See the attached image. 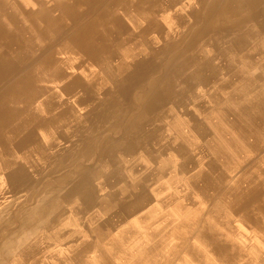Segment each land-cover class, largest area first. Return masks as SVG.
Returning <instances> with one entry per match:
<instances>
[{
  "label": "bare ground",
  "instance_id": "1",
  "mask_svg": "<svg viewBox=\"0 0 264 264\" xmlns=\"http://www.w3.org/2000/svg\"><path fill=\"white\" fill-rule=\"evenodd\" d=\"M71 1L0 0V174L10 193L24 184L29 189L0 209V264H26L39 249L46 252L39 264H264V169L258 163L264 140L254 144V132H264V73L256 72H264L256 67L264 63L258 60L264 40L250 41L264 20V0H185L163 17L155 8L165 7L164 0H103L96 8L97 0H78L90 2L84 12ZM94 9L97 17L84 22ZM124 16L137 24V34ZM140 42L149 55L133 54ZM67 47L82 54L77 67L67 69ZM205 47L215 57H205ZM120 48H131L129 56ZM243 52L254 76L233 71ZM222 64L229 70L225 81L218 75ZM47 77L55 87L41 85ZM61 95L75 98L78 108ZM171 104L213 149L191 154L183 140L163 139ZM216 110L235 111L254 130L241 133L233 118L226 121L228 141L255 155L236 175L221 165L228 161L226 145L214 143L225 140L217 133L210 138L198 118ZM120 115L128 118L120 121ZM107 128L111 137L103 136ZM233 151V157L240 152ZM140 152L155 163L164 157L180 162L172 173L184 180L188 207L181 218L158 225L154 204L167 207L173 196L157 181L161 169L141 166ZM77 158L83 163L75 165ZM42 165L48 168L37 180L33 168ZM122 166L135 170V187L120 179ZM193 190L204 208L189 199ZM150 233L137 249L135 241Z\"/></svg>",
  "mask_w": 264,
  "mask_h": 264
},
{
  "label": "rangeland",
  "instance_id": "2",
  "mask_svg": "<svg viewBox=\"0 0 264 264\" xmlns=\"http://www.w3.org/2000/svg\"><path fill=\"white\" fill-rule=\"evenodd\" d=\"M170 2V4H169ZM186 1L185 0H164L165 7L161 8V7H156L155 11L159 12V16L163 17L164 15H167V13L169 12L170 14H172L174 11H176L177 9H179V7L181 5H183ZM30 5V4H29ZM31 6V5H30ZM170 9V10H169ZM167 10V11H166ZM158 16V17H159ZM125 17V16H124ZM128 19L129 20V26L131 27L132 32H135V34H137V28L135 22L132 20L131 17H125V20ZM138 21L140 24L144 22L143 18H139ZM141 24V25H142ZM264 25V20L260 21L258 23V25L256 26V28L254 29V33H255V37L251 38V42L253 43V45H255L256 43H258L261 40H264V28H262V26ZM258 27V28H257ZM136 29V30H135ZM243 34L247 33V30L245 29L243 31ZM243 34H238L241 37H244ZM227 37V36H226ZM228 38V37H227ZM143 42L140 43H136L133 46V54L142 52L144 53V55L148 54V48H146L143 44ZM223 44V40H221V47ZM231 44V43H229ZM71 45V44H70ZM229 46V45H228ZM96 47V45H95ZM231 47V46H230ZM125 50H122L120 48V53H123L125 55V57L129 56L130 50L131 48H124ZM68 53L66 52V58L69 60L68 63H66L67 65V69H69L70 67H77L79 65V63L82 61V54L78 53L79 51L74 50L73 48H69L67 47ZM211 48H204V55L205 57H215L216 54L213 53V51ZM65 52V51H64ZM245 52L242 53V56H240V53H238V58H240L239 60H237V63L233 64V71L237 72V73H242L244 75H246V77L249 76H254L253 73H251L248 69L249 66L246 64H243L242 58H244ZM251 56L253 57V59L255 57H258L259 55L257 54V52L255 50L250 52ZM229 57H234V54L229 55ZM258 60L261 62H264V55L261 57H258ZM123 69H127V64L123 66ZM256 67H264V63H260L258 65H256ZM226 66L224 64H222L221 69L218 70L219 72V76L221 77V79H223L224 81L226 80V75L228 74L229 70H223L225 69ZM258 74H260L263 77V73L262 71H257ZM77 75V73H76ZM83 76V75H82ZM84 77V76H83ZM48 80H50V82L48 83H42L41 85L43 86H51V87H55V85L51 82L53 79L48 78ZM264 82V81H263ZM260 85V83H259ZM61 87V85H60ZM138 87V86H137ZM135 87V88H137ZM145 85H141L139 88L137 89H133L136 92H132L133 93V97L135 98V94L138 93L139 91H141L142 89H145ZM61 100H67L69 103H71L70 105H73L75 107L78 108V106L75 104V98H69L67 96H62L61 95ZM207 100V99H206ZM134 102V100H133ZM40 107V106H39ZM41 113H45V111H43L41 108ZM134 112H136L138 110L137 105H135L133 107ZM81 111V110H80ZM79 114L82 115V111ZM167 111V116L169 118L165 121L166 123H163L162 126L166 127V131L164 133H162L163 135V139L169 141L172 140V142L174 140H176L177 138L180 140H183L189 147V150L191 152V154L195 153L196 154L199 153V148L202 146L204 149V146L208 147L210 150L211 148L213 149V147H211V144H204V142L202 140L199 139L198 136H195L194 132L192 131V125L189 123V121L186 119V117L183 116V114L180 113V111L178 110V108H175L174 105H170L169 108L166 110ZM233 112V113H232ZM235 111H230V116H228L227 114H225L224 112L221 111H212L208 114V118L203 116H199V120L200 121H206V123H204L203 125L206 127L207 133L209 135V137L211 138L213 133L214 135L217 133L218 136H220L221 138H223L225 140V142H223L222 140H214V143H217L216 147H223L226 145V153H227V160L224 165L221 163L222 166H227V171L228 173H230L231 171H236L235 175L237 174V172L241 171L243 169V167H245V165L247 164H254L255 161V155L252 154V152L250 151V149L245 148L244 150L243 148V144H241L240 142L235 141V143H233L232 141H228L231 138V130L232 129L230 126L228 127L226 124V121L230 122L229 120H231L233 118V121L236 122V127H238L239 131L242 133V131H245L247 133H250L251 131L254 132L253 129H251V125L249 120H247L246 118L240 117L238 113H234ZM128 117L127 116H121L119 117L120 121H125ZM179 120V122H177ZM168 121V122H167ZM232 122V121H231ZM177 126H179V128H177ZM95 127V126H93ZM90 128V129H95V128ZM258 129V128H257ZM258 132H254V144H263V142H261L262 140H264L263 138V134L264 132H262L260 129L257 130ZM230 132V133H228ZM226 133H228V135H226ZM244 133V132H243ZM113 134L111 133V130H109L108 128L103 132V136L104 137H111ZM224 135V136H221ZM215 137V136H214ZM167 142H165L166 144ZM236 144V145H235ZM235 146L234 148H232L231 146ZM171 148H173L171 146ZM234 149H238L240 152L238 153L237 156L233 157L232 153L234 152ZM206 151V150H205ZM170 152V151H169ZM168 152V153H169ZM160 153V152H158ZM143 154V153H142ZM141 154V152L138 155V160L141 161V166L145 169V170H149L151 168H155L156 170L161 169L162 173L159 176L157 181H161L162 185L164 184L165 187H167V192L165 193V196H168L169 198H171V196H173V198L171 199L172 201L168 200V203H170L169 205H167V207H157L154 204V212L158 215V217L160 216V222L158 225H163L164 223L167 224L170 220L172 221L173 218H177L178 216H180L181 218V213H184L183 210L188 207L185 203H184V195H185V190L184 188H181L182 185L181 181L184 182V180H182V176L179 175H174L172 172H175L177 170V167L180 166V162H178L177 158H173V157H164L156 159V163L154 160H149L148 158L144 157ZM166 158V162H164ZM170 158V159H169ZM244 158H247L249 160V162H245L243 164L242 160ZM254 162V163H253ZM83 161H81V158H77V160L75 161V165H79L82 164ZM93 164L96 163V161L92 162ZM91 163V165H93ZM259 166L262 167L264 169V160H260L259 162ZM44 165V164H43ZM40 166L39 169H34L33 168V175H36L34 178L37 180L40 178V175L43 176L44 174V169L48 168V167H44V166ZM168 167H172L169 172L166 173V175H164L166 169ZM143 168H139L138 170H136L139 174H142L140 171L143 170ZM72 169H75V166L72 167ZM128 169V168H126ZM135 169V168H134ZM179 170V169H178ZM194 170H196V168H194ZM135 170L130 171V169L128 170H124L123 166L121 167V178L120 179H125L126 180V184L133 188L135 187V183L132 182V179L135 178L133 176ZM0 172H1V167H0ZM172 173V174H171ZM2 174H0V209H3L6 206H9L13 203V199H16L18 197H23V195H25L26 191H28L29 189H26L28 186V184H24L22 186V188H20L17 191H13L12 193H10L7 189V185L5 183V179L4 177H1ZM191 178V177H190ZM229 178V177H228ZM228 178H222V181L227 180ZM238 177H234V179H229V180H235ZM34 179V180H35ZM192 179V178H191ZM188 180V179H187ZM186 180V181H187ZM229 181L226 182V185ZM232 182V181H231ZM230 182V183H231ZM196 183H201V181L196 180ZM116 184V183H115ZM117 185V184H116ZM30 187V186H29ZM155 189H150V193L155 192ZM32 191V190H30ZM190 193V197L189 199H191L193 202L196 201V203L199 205L198 207H202L204 208V202L203 200H201L200 198V193L198 191H189ZM13 194V195H12ZM162 195V194H161ZM157 197V195H156ZM9 200V201H8ZM175 200V201H174ZM5 204V205H4ZM20 208V207H19ZM21 210V208H20ZM7 215H9V213H7ZM10 216V215H9ZM17 226V225H15ZM256 230L259 231V229L256 227ZM153 233H150L148 236H146V234L144 236H141V239L136 240L135 244L138 245L137 249L139 248L140 250L142 249V247L147 244V242H149L150 238H152ZM116 236V234H115ZM157 243V242H156ZM256 245L257 242L255 243ZM257 247V246H256ZM260 248V247H259ZM36 249V248H35ZM45 253L44 249H39L38 251H35L33 253H30L29 257L26 259V264H39L40 262H42L45 258ZM32 256V257H31ZM123 263H125V261H123Z\"/></svg>",
  "mask_w": 264,
  "mask_h": 264
},
{
  "label": "crops",
  "instance_id": "3",
  "mask_svg": "<svg viewBox=\"0 0 264 264\" xmlns=\"http://www.w3.org/2000/svg\"><path fill=\"white\" fill-rule=\"evenodd\" d=\"M103 0H97L96 2L94 1V2H92V6H95V8L96 7H98L99 5H101V4H106V2H102ZM72 3H71V5L72 6H74V4H81V9H83V10H81L82 12H84L85 11V9L84 8H86V7H88L90 4V2L88 3V2H81V1H78V0H76L75 1V3L73 2V0L71 1ZM87 9V8H86ZM97 12H98V10H96V9H94L93 11H91V13L87 16V18L86 19H84L85 21L84 22H89L91 19H95L97 16H96V14H97ZM95 14V15H94Z\"/></svg>",
  "mask_w": 264,
  "mask_h": 264
}]
</instances>
